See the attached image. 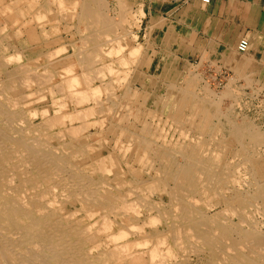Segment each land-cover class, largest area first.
I'll return each instance as SVG.
<instances>
[{"label": "bare ground", "instance_id": "6f19581e", "mask_svg": "<svg viewBox=\"0 0 264 264\" xmlns=\"http://www.w3.org/2000/svg\"><path fill=\"white\" fill-rule=\"evenodd\" d=\"M72 5L79 43H10L0 24V264H264V165L250 160L244 183L216 139L228 129L226 144L255 146L264 133L222 115L192 77L152 105L121 98L138 56L125 19Z\"/></svg>", "mask_w": 264, "mask_h": 264}, {"label": "rangeland", "instance_id": "374dc122", "mask_svg": "<svg viewBox=\"0 0 264 264\" xmlns=\"http://www.w3.org/2000/svg\"><path fill=\"white\" fill-rule=\"evenodd\" d=\"M72 1H75L77 6L81 0H60L59 2L64 5L63 8L57 7V1L55 2V0L52 2L51 0H0V24L4 22L5 32L9 31L6 36L9 38H6L8 39L7 41L19 44L35 42L67 44L68 42L71 45V43H79L81 29L76 20L77 8L72 5ZM96 1L100 5L105 4L100 7H104L102 11L105 12L104 14L107 13V18L109 17L110 21H112L111 17H113L116 27L119 25L118 21L122 18L125 19H122L123 23L121 24L122 28L124 27L122 40L126 41L125 43L129 42L127 48L135 45L138 55L135 57L138 59L143 57L149 63V67L140 66L135 64L138 61L136 58L126 67L124 65L125 73H127L125 75L120 74V81H118L120 85L117 86L119 83H116V86L119 87L117 90L122 95L121 98L129 99V95L135 94L138 101H142L145 104L149 101L147 105H152L155 96L158 93H163L167 84L172 83L176 88L182 89L188 85L185 77H192L194 78L193 90L211 101L215 99L213 101L219 106L218 109L222 112V115L228 112V116L234 122L241 125L248 123L251 127L253 126L254 130L264 133V78L261 76L259 78L255 74L254 71H257L261 63L256 66L257 61L248 55L249 49L248 51H239L235 43L224 42V40L227 41L226 36L221 37L220 40L217 35H212V39L208 43L204 42L198 49L190 48L188 50L189 46L184 37V28L191 24V19L183 14L176 19L169 15L172 12L169 9L173 0ZM174 1L177 2L175 10L178 13L187 3L194 0ZM122 3L126 7L124 15L121 14V8H119ZM199 5L201 8L206 7L202 6L200 1ZM71 6L74 8H71ZM30 8L33 9L31 10L32 12H29ZM33 12L38 13V19L34 18L37 13L34 14ZM160 19L165 20L167 26L157 25ZM75 22L76 24H74ZM192 22L194 21L192 20ZM116 34H120V31L107 34V37H116ZM111 40L113 39L111 38ZM221 41L223 43H219ZM107 43V48H109V44L113 43V41L107 40ZM109 59H111V55ZM232 82H235V84ZM143 90H148L150 95L148 94L144 98L140 94L144 92ZM129 101L132 100L129 99ZM222 119L224 120V118ZM227 131L228 129H222L217 135L216 139L224 140L221 143L218 141V143H223L222 147L225 148V151H221L217 155L219 156L220 154L219 158L232 159L231 162L235 165L232 164L231 170L236 171L240 180L242 181L243 179V182L246 183L245 181L248 182L251 176L249 173L254 169L250 160L255 159L264 165V155H262L264 154V143L253 146L249 142L248 136H243L241 138L242 143L235 142L228 145L226 144V138L229 133ZM200 136L201 139L209 142L208 133ZM208 142H205V147L210 154V151H214L215 146L212 141ZM239 156L242 157L241 160H238L239 158L237 157ZM226 192L228 195L231 193L229 190ZM256 217L262 222L264 221L263 216L256 214ZM191 258L194 259L193 256Z\"/></svg>", "mask_w": 264, "mask_h": 264}, {"label": "crops", "instance_id": "0c3cea01", "mask_svg": "<svg viewBox=\"0 0 264 264\" xmlns=\"http://www.w3.org/2000/svg\"><path fill=\"white\" fill-rule=\"evenodd\" d=\"M175 4L176 1H171L169 15L172 18L183 14L191 19V24L184 28L188 50L200 48L212 39V35H217L220 40L226 36L224 42L233 44L240 35L246 34L249 37L248 55L257 61L256 66L261 63L254 72L257 77L264 78V0H212L204 8L194 0L178 13Z\"/></svg>", "mask_w": 264, "mask_h": 264}, {"label": "built area", "instance_id": "2783aa9c", "mask_svg": "<svg viewBox=\"0 0 264 264\" xmlns=\"http://www.w3.org/2000/svg\"><path fill=\"white\" fill-rule=\"evenodd\" d=\"M199 1L202 6H207L212 2V0H199ZM235 44H236V48L239 51H248L249 37L246 34H242L236 39Z\"/></svg>", "mask_w": 264, "mask_h": 264}]
</instances>
